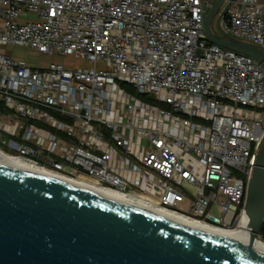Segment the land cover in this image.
<instances>
[{
  "label": "built area",
  "instance_id": "built-area-1",
  "mask_svg": "<svg viewBox=\"0 0 264 264\" xmlns=\"http://www.w3.org/2000/svg\"><path fill=\"white\" fill-rule=\"evenodd\" d=\"M212 4L0 0V154L151 209L240 228L264 143V70L209 40ZM225 5L224 33L264 52V4ZM16 48L89 67H31L8 52ZM256 241L264 243V222Z\"/></svg>",
  "mask_w": 264,
  "mask_h": 264
},
{
  "label": "water",
  "instance_id": "water-1",
  "mask_svg": "<svg viewBox=\"0 0 264 264\" xmlns=\"http://www.w3.org/2000/svg\"><path fill=\"white\" fill-rule=\"evenodd\" d=\"M228 0L204 18L209 40L256 61L264 52L221 29ZM220 35L213 32V21ZM248 246L213 237L119 200L0 163V264H264V143L248 188Z\"/></svg>",
  "mask_w": 264,
  "mask_h": 264
},
{
  "label": "bare ground",
  "instance_id": "bare-ground-1",
  "mask_svg": "<svg viewBox=\"0 0 264 264\" xmlns=\"http://www.w3.org/2000/svg\"><path fill=\"white\" fill-rule=\"evenodd\" d=\"M0 163L3 165L9 166L11 168L17 169V170L26 171V172L33 173V174H40L42 176L53 178V179H56L58 181L76 186L78 188H83L84 190L92 191L94 193H97L101 196L107 197V198L112 199V200L122 201V202L127 203L131 206H134L138 209H141V210H144L146 212L165 217L167 219H170L172 221H175L177 223H180L182 225H185L187 227L195 229L196 231L202 232L204 234H207V235H210L213 237H217L219 239H223V240L233 242V243H237V244L244 245V246H248V244H249L250 222H249L248 217H247V221L244 222L240 228H237V229H221L218 227H213L210 225H206L204 223H200L198 221L189 220L183 216H180V215H177L175 213H171V212H168L165 210L151 209V208L144 206L142 204L133 203L131 201L124 199L122 196H120L118 194L111 193V192H108L105 190H101L99 188L87 185L83 182L58 177L56 175H53L51 173H48V172L42 170L41 168L35 166L34 164H32L26 160H23V159L8 157V156L0 154ZM254 248L257 251L264 253V243L263 242L255 241Z\"/></svg>",
  "mask_w": 264,
  "mask_h": 264
},
{
  "label": "rangeland",
  "instance_id": "rangeland-1",
  "mask_svg": "<svg viewBox=\"0 0 264 264\" xmlns=\"http://www.w3.org/2000/svg\"><path fill=\"white\" fill-rule=\"evenodd\" d=\"M217 18L213 21L212 28L215 33L219 34L217 27H216ZM8 52L14 55L16 59L26 62L31 67H47L51 63H58L64 64L66 68H73L81 67V68H88L89 64L84 61V59L80 57H68V58H61V57H50L47 55H40L36 51L24 49V48H16V49H9ZM5 151L9 152L7 148H4ZM191 192H196L195 189L191 188ZM214 215H217V212H214Z\"/></svg>",
  "mask_w": 264,
  "mask_h": 264
},
{
  "label": "crops",
  "instance_id": "crops-1",
  "mask_svg": "<svg viewBox=\"0 0 264 264\" xmlns=\"http://www.w3.org/2000/svg\"><path fill=\"white\" fill-rule=\"evenodd\" d=\"M212 1L214 3L215 0H212ZM259 1H260V3L264 4V0H259Z\"/></svg>",
  "mask_w": 264,
  "mask_h": 264
}]
</instances>
